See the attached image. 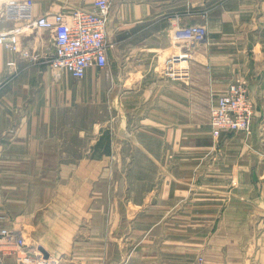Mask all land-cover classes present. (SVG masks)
Segmentation results:
<instances>
[{"label": "crops", "instance_id": "0c3cea01", "mask_svg": "<svg viewBox=\"0 0 264 264\" xmlns=\"http://www.w3.org/2000/svg\"><path fill=\"white\" fill-rule=\"evenodd\" d=\"M91 7L34 0L33 12ZM198 24L204 40L178 36ZM12 31L19 52L0 53V228L23 234L34 260L264 264V0H114L102 79L54 70L51 30L0 21ZM174 55L183 69L171 78ZM234 80L248 83L252 131L213 139L211 103Z\"/></svg>", "mask_w": 264, "mask_h": 264}, {"label": "built area", "instance_id": "2783aa9c", "mask_svg": "<svg viewBox=\"0 0 264 264\" xmlns=\"http://www.w3.org/2000/svg\"><path fill=\"white\" fill-rule=\"evenodd\" d=\"M90 9L76 8L72 13L57 12L34 18V0H0V21H30L32 25L51 30L54 36L55 54L50 65L54 70L67 71L74 79L84 78L90 69L103 70L108 65V26L114 0H90ZM207 26L198 24L184 28L180 38L191 41L205 39ZM19 52L18 32L0 33L1 47ZM177 55L169 56L164 63L169 77L181 75ZM2 75L0 60V78ZM211 132L213 139L231 132L249 135L257 110L249 96L246 81L234 80L226 91L216 96L210 106ZM27 240L23 234L0 228V264L14 257L16 264H57L53 257L40 256L35 260L25 251ZM197 264H204L203 257Z\"/></svg>", "mask_w": 264, "mask_h": 264}, {"label": "rangeland", "instance_id": "374dc122", "mask_svg": "<svg viewBox=\"0 0 264 264\" xmlns=\"http://www.w3.org/2000/svg\"><path fill=\"white\" fill-rule=\"evenodd\" d=\"M70 77H72L71 75H70ZM103 78V70H100V71H97V73H96V75L95 76H92V75H88L87 77H85V78ZM73 78V77H72ZM85 78H83V79H85ZM82 80V79H81ZM97 106V105H96ZM102 106V105H101ZM97 107H100V106H97ZM83 114V112L82 111H80L79 112V118L80 119H78L77 121L78 122H80V120H81V118H84V116H86L87 115V111H86V115H82ZM94 114V113H93ZM102 117H103V110L101 109V110H99V109H97L96 111H95V120H97V121H99L98 119H100L101 121H102ZM86 120H87V118H85ZM82 122V121H81ZM87 122H88V120H87ZM85 123V122H84ZM86 125V124H85ZM206 130V128H205V126H203L202 127V133H205V130ZM182 143V142H181ZM183 145H186V144H191V142H188V141H186V143H182ZM107 142H103L102 144H101V146H102V148L103 147H107ZM165 146H166V148H167V150L168 151H170L172 148H173V143H167V144H164V143H162V150H164L165 149ZM200 257V256H199ZM198 257V258H199ZM198 260V259H197Z\"/></svg>", "mask_w": 264, "mask_h": 264}]
</instances>
